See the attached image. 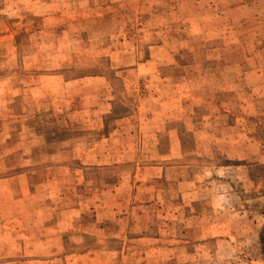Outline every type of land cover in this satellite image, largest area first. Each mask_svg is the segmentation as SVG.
<instances>
[{
    "label": "rangeland",
    "instance_id": "374dc122",
    "mask_svg": "<svg viewBox=\"0 0 264 264\" xmlns=\"http://www.w3.org/2000/svg\"><path fill=\"white\" fill-rule=\"evenodd\" d=\"M264 0H0V264H264Z\"/></svg>",
    "mask_w": 264,
    "mask_h": 264
},
{
    "label": "trees",
    "instance_id": "16d2710c",
    "mask_svg": "<svg viewBox=\"0 0 264 264\" xmlns=\"http://www.w3.org/2000/svg\"><path fill=\"white\" fill-rule=\"evenodd\" d=\"M262 241H263V243H264V230H263V232H262Z\"/></svg>",
    "mask_w": 264,
    "mask_h": 264
}]
</instances>
